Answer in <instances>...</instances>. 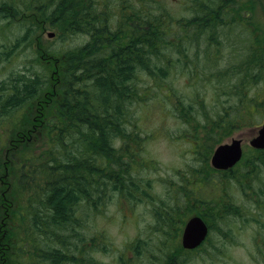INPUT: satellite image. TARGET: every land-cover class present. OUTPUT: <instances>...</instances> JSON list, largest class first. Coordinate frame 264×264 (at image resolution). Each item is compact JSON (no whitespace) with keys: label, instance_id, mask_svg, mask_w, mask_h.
Segmentation results:
<instances>
[{"label":"trees","instance_id":"1","mask_svg":"<svg viewBox=\"0 0 264 264\" xmlns=\"http://www.w3.org/2000/svg\"><path fill=\"white\" fill-rule=\"evenodd\" d=\"M18 1L29 10L44 11L45 19L57 31L58 43L64 42L66 37L81 35L86 41L45 54L41 58L45 61L44 68L30 77V83L11 82L10 93L0 94V115L20 108L24 100H35L38 112L33 118L32 131L39 132V127L41 134L36 135L30 145L41 135L45 138L40 144L41 150L37 149L36 154L17 164L10 192L0 197V264H101L84 255L95 251V247L92 244L86 249V243L92 240H84L83 235L76 232L83 223L74 212L83 201L89 207L96 201L101 203L110 190L129 201L142 199L147 189L145 185L141 188L137 177L152 164L146 159L144 150L149 137L141 128L143 114L148 108H165L168 104L170 109H166L173 120L191 126L189 134L182 135L181 139L196 140L191 146L203 164L205 175L201 177L207 182H212L211 174L217 173L226 176L232 184L242 186L248 181L245 177L251 178L264 169V150L253 148H247L230 170L217 171L209 164L215 146L249 124L253 115L252 102L255 108L264 105V94L256 95L251 102L244 99L247 98L246 90L241 93L238 84L222 82L221 91L214 87L218 91L216 97L222 94L238 96L236 104L210 120L204 116V124L197 127L191 124L195 119L192 104L185 105L176 95L178 90L167 81L173 74L167 49H176L177 42L181 45L187 41L188 46L195 48L196 58H209L206 70L216 65L208 54L218 45V27L223 24L219 23V13L227 14V8H222L227 0L217 2L190 21L187 18L175 20L170 14L161 12L159 0H109L112 3L108 5L109 16H105L106 12L100 9L102 5L93 0ZM100 2L107 3L106 0ZM196 6L199 10L204 7H200V3ZM24 33L26 37L28 30ZM200 41L206 45L202 46ZM201 49L205 54L198 56ZM259 56L257 50H250L233 74L219 70L209 75H233L235 79L227 77L225 80L256 82L260 79L259 67L264 64V57ZM252 65L258 70L256 75H251ZM185 66L191 71V77L203 72L193 67L198 68L196 64ZM143 74L145 79L141 78ZM46 77H51L53 84L41 92L40 79ZM229 86L233 91L225 89ZM141 105L145 108L140 115L135 114V108ZM21 146L28 145L25 142ZM29 150L26 148L25 152ZM12 165L16 167L14 161ZM0 167H4L1 160ZM193 177L198 181V175ZM229 182L225 181L224 187L229 186ZM213 184L214 190L221 189L219 182L213 181ZM224 187L211 201L195 196V189L192 198L195 196L197 203L213 204L203 207L208 213H241L240 206L227 204L225 196L228 193ZM16 188L20 195L15 194ZM204 210L200 208L194 215H199L210 230V217L204 215L207 214ZM155 216L161 224L171 222L164 231L166 235L174 225V217L170 213L161 216L158 212ZM31 230L40 232L35 242L30 241ZM181 231L178 227L173 240ZM71 237H75L74 242ZM52 243L57 246L50 247ZM70 251L75 252L79 260H70ZM180 253L173 256L174 264H181ZM86 258L88 263H85ZM177 258L178 263H175Z\"/></svg>","mask_w":264,"mask_h":264},{"label":"rangeland","instance_id":"2","mask_svg":"<svg viewBox=\"0 0 264 264\" xmlns=\"http://www.w3.org/2000/svg\"><path fill=\"white\" fill-rule=\"evenodd\" d=\"M24 1L27 2V0ZM93 2L102 5L100 9L106 12L105 16H109L108 13L111 12L108 10V5L112 4L111 1L106 0L107 3L104 4L100 0H93ZM159 2L161 12L170 14L175 20L187 18L190 21L194 18L193 16L201 15L203 11L211 9V6L216 5L217 2L220 4L222 1L159 0ZM198 3L200 7L204 6L201 10L195 9ZM109 7L112 9V5ZM224 7L227 8V14L219 13L221 18L219 23L223 24L218 27V45L208 54V56L212 55V61L216 63L213 68L206 70L205 67L208 66L206 59L209 58H196L195 48L188 46L187 41L181 45L179 42L175 43L176 49L172 51L167 49L170 62L174 65H172L173 74L167 81L178 90L176 95L184 101L185 105L192 104L195 119L191 124L197 127L204 124V116L210 120L211 117L225 112L229 106L236 104L238 96L222 94L216 97V93L221 91L220 83L222 82L238 84L243 94L245 89L244 95L247 96L245 100L251 101L256 95L264 94V64L259 67L260 79L256 82L225 80L227 77L235 79L233 75H226V77L209 75L219 70L233 74L250 50L254 52L257 50L258 54L264 57V0H227L222 8ZM24 8L26 6L21 5L18 0H0V94L10 93L11 82L30 83V77L44 68L45 61L41 58L45 57V54L82 45L86 41V38L81 35L66 37L63 39L64 42L58 43L55 38L57 31L45 19L44 11L36 12L32 8L23 10ZM27 30L28 34L25 37L24 32ZM49 32H54L55 36L48 37ZM255 33H258V36ZM201 42L202 46L206 45L203 41ZM204 54L202 49L198 52V56ZM185 64L192 66L196 64L198 68L193 67L203 72L199 76L191 77V71ZM191 70L193 72L194 69ZM250 71L251 75L258 73L256 66L253 67V65ZM141 78L145 79V75L143 74ZM50 79L51 77L40 79L41 92L51 85L53 81ZM140 84L143 85V82ZM214 87L220 89L215 91ZM225 89L233 91L231 86ZM42 97L43 95L40 99ZM27 100V102L23 101L25 103L20 108L7 115H0V160L4 166L0 167V197L10 192L17 164L24 162L23 158H30L31 155L36 154L37 149L41 150L40 144L45 141L41 135L38 141L30 145L36 135L41 134V130L38 127L39 132L32 131L33 118L38 111L34 104L35 100L31 102L30 98ZM251 105L253 115L249 124L235 131L223 143H228L235 138L242 141L244 151L251 148L249 140L256 134L257 128L264 123V105L261 108H255L253 102ZM141 106L135 108V114H141L142 109L145 108ZM166 108L170 109V106L166 104L165 108L158 106L148 108L141 121L142 131L149 137L144 146L145 156L152 162L137 177L141 188L146 186L147 189L142 199L129 201L120 197L117 191L110 190L105 198L101 199V203L96 201L94 206L89 207L83 201L82 205L76 206L75 216L81 224L83 223V227L79 225L76 232L79 231L84 240H92L90 244L85 242L86 249H89L92 244L95 247V251L85 252L84 255L92 257L96 262L170 264L172 261L174 264L173 256H177V252L181 250H178L179 236L175 240L172 238L178 227L182 229L185 222L196 214L198 209L201 208L203 211V207L213 206L210 203H197L195 196H203L211 201L212 198H217L218 191L222 190L225 181L229 182L226 176L223 177L217 173L211 174L212 182H207L201 177L205 175V170L198 155H194V148L191 146L196 140L181 139L182 135L189 134L191 126L173 120ZM30 134L33 139H30ZM21 136H24V139H21ZM25 142L28 146L23 148L21 145ZM26 148L30 150L25 152ZM12 161L15 162L16 167L12 165ZM194 175H198V181L194 179ZM244 179L248 180L246 182L243 180L244 188L231 182L229 186L224 187L228 193V196H225L227 204L234 203L240 206L241 213L235 214L232 211L224 213L223 211L212 214L204 210L208 214L204 213V215L210 217L209 235L198 250L178 254L181 264H264V169L258 175ZM213 181L219 182L221 189L214 190ZM194 189L197 195L192 198ZM242 189L245 192L241 191ZM15 194L20 195L17 188ZM15 204L18 203L15 202ZM156 212L161 216L170 213L171 217H174V225L170 227L166 235L164 231L168 230L167 225L171 222L161 224L155 216ZM7 217L10 219L9 213ZM5 229L4 227L3 230ZM30 234V241L34 240V242L40 236V232L32 231ZM70 239L75 241V237ZM52 244L49 246H57L56 243ZM30 249H32L31 244ZM70 253V256L74 258L70 260H79L78 255L74 256L75 252L70 251ZM85 263H88L87 258Z\"/></svg>","mask_w":264,"mask_h":264},{"label":"water","instance_id":"3","mask_svg":"<svg viewBox=\"0 0 264 264\" xmlns=\"http://www.w3.org/2000/svg\"><path fill=\"white\" fill-rule=\"evenodd\" d=\"M53 33H48L52 37ZM242 141L231 139L228 143L218 145L210 159V164L217 170H227L232 168L242 156ZM249 146L255 149H264V124H262L256 134L249 140ZM207 235V226L200 217L190 218L183 229L181 243L184 248L193 249L197 247Z\"/></svg>","mask_w":264,"mask_h":264},{"label":"flooded vegetation","instance_id":"4","mask_svg":"<svg viewBox=\"0 0 264 264\" xmlns=\"http://www.w3.org/2000/svg\"><path fill=\"white\" fill-rule=\"evenodd\" d=\"M178 252H181V253H190V252H193V251H189V250L181 249V250L178 251ZM175 263H178V260H176Z\"/></svg>","mask_w":264,"mask_h":264}]
</instances>
